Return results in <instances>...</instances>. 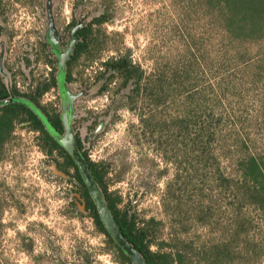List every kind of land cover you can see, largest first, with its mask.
I'll return each instance as SVG.
<instances>
[{
	"label": "rangeland",
	"instance_id": "obj_1",
	"mask_svg": "<svg viewBox=\"0 0 264 264\" xmlns=\"http://www.w3.org/2000/svg\"><path fill=\"white\" fill-rule=\"evenodd\" d=\"M78 30L87 48L70 60ZM255 54L239 55L194 0H0V82L54 115L62 104L52 82H65L73 136L115 209L136 228L150 222V251L181 253L184 264H264V223L252 207L243 209L249 261L201 253L227 239L230 222L215 169L226 176L239 155L264 158ZM118 59L138 67V85L112 66ZM195 122L212 134L207 164L194 160ZM67 171L56 144L14 123L0 156V264H119Z\"/></svg>",
	"mask_w": 264,
	"mask_h": 264
},
{
	"label": "trees",
	"instance_id": "obj_2",
	"mask_svg": "<svg viewBox=\"0 0 264 264\" xmlns=\"http://www.w3.org/2000/svg\"><path fill=\"white\" fill-rule=\"evenodd\" d=\"M194 13L223 32L230 45L239 55L244 56L251 50L255 51V57L259 61L258 68L260 67L259 69L264 71V0H194ZM105 19V16L95 18L92 24L99 25L106 21ZM86 31L89 32L90 28ZM86 31L78 30L76 32V37L81 39V42H77L72 47L70 60L78 58L86 50ZM242 48L244 51H241ZM112 66L122 71L126 76V80L135 75L137 79L136 85L139 84L138 67L134 66L130 61L118 59L114 61ZM55 83L57 82L53 80L52 85H55ZM5 89L4 84L0 82V98L8 96ZM22 97L35 104L46 117H43L40 112L24 101H21L20 104L9 103L0 107V156L4 142L11 135L15 122H29L32 129L41 134L42 140H47L52 144L54 142L44 129V127L46 128L44 119L48 120L56 130H61L59 127V116L45 111L43 108L41 109L33 97L27 95H22ZM211 136L209 127L197 126L196 122L194 123V160L196 162L207 164L210 161L209 142ZM62 153L68 171L69 169L73 170V174L70 177L76 183V193L83 201V210L92 219L99 232L106 237L108 244L116 255V261L119 264H132L128 256L124 254L108 234L73 161L67 152L62 150ZM83 156L122 234L145 262L147 264H184V257L181 253H165L160 250L150 251V222L144 223L140 228H136L134 215L129 218L127 212L121 215L106 195L102 176H99L86 155L84 154ZM230 167L231 171L226 176L218 174L217 171L219 169H215L217 173L215 180L218 184H223V188L228 193L230 222L227 230V239L221 244L209 246L204 252H201L204 257L213 263H222L233 259H246L249 261L252 257L251 254H255V246L248 240L252 221L243 214L244 208L252 207L257 210L264 223V158L251 153L239 155L236 159H231ZM243 242L245 243L241 244L240 247L239 243ZM251 262L253 263V260Z\"/></svg>",
	"mask_w": 264,
	"mask_h": 264
},
{
	"label": "water",
	"instance_id": "obj_3",
	"mask_svg": "<svg viewBox=\"0 0 264 264\" xmlns=\"http://www.w3.org/2000/svg\"><path fill=\"white\" fill-rule=\"evenodd\" d=\"M62 98L64 100L63 121L65 124L66 136L69 137V141L64 140V146L79 171V174L89 192V195L96 206L97 212L104 227L106 228L108 234L113 239L115 244L124 252L126 256H128L132 264H147L142 256L134 249V247L122 234L119 226L117 225L116 221L109 211L108 206L105 203L102 193L93 178L86 160L76 149L71 139L72 135L70 132V122L73 116L72 104L70 103V99L66 93H62Z\"/></svg>",
	"mask_w": 264,
	"mask_h": 264
},
{
	"label": "flooded vegetation",
	"instance_id": "obj_4",
	"mask_svg": "<svg viewBox=\"0 0 264 264\" xmlns=\"http://www.w3.org/2000/svg\"><path fill=\"white\" fill-rule=\"evenodd\" d=\"M64 81V80H63ZM65 82H63V85H61L59 83V78L57 80V83H56V86L58 87V90H59V97L61 99V104H62V108H61V113L57 116H59V127L61 128V130H56L54 128V126H52L51 123L48 122V120L44 119V122L46 124V128L44 127L45 131H47L48 135L51 137L52 141L62 150H64L65 152H67L68 156L70 157L67 149L65 148L64 146V140H68L69 141V137L66 136V130H65V124H64V121H63V107H64V100L62 102V93H66L67 96L69 97L70 99V103L72 104V112H73V97L71 96V94L67 91V89L65 88L64 86ZM5 86V85H4ZM6 88V87H5ZM6 92L8 93V96L7 97H3V98H0V107L2 106H5L9 103H15V104H20V102L24 101L26 103H29L34 109H36L38 112H40V114L43 116V117H46L44 116V113L38 109V107L31 103L30 100H28L27 98L25 97H22V96H18L16 94H11L7 88L5 89ZM72 120H73V116H72V119H71V122H70V132H71V139L76 147V149L78 150V152L81 154V156L84 158V153L81 151V149L79 148L76 140H75V137L73 136V132H72ZM39 133V132H38ZM41 135V134H40ZM64 159V157H63ZM70 159L72 160V158L70 157ZM85 159V158H84ZM73 161V160H72ZM64 162H65V159H64ZM73 164L75 165L74 161H73ZM76 167V165H75ZM77 169V167H76ZM78 171V169H77ZM79 173V171H78ZM80 175V174H79ZM81 177V176H80ZM82 179V178H81ZM83 181V180H82Z\"/></svg>",
	"mask_w": 264,
	"mask_h": 264
}]
</instances>
